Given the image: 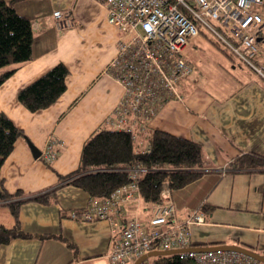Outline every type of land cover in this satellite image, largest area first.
<instances>
[{
    "label": "crops",
    "instance_id": "crops-1",
    "mask_svg": "<svg viewBox=\"0 0 264 264\" xmlns=\"http://www.w3.org/2000/svg\"><path fill=\"white\" fill-rule=\"evenodd\" d=\"M13 7L30 20L33 43L31 59L0 70L15 68L0 84V112L23 133L0 167V190L11 195L20 191V197H26L52 188L59 175L78 168L83 143L97 130L109 128L105 118L121 99L123 87L107 70L116 53L118 31L107 22L101 1L13 0ZM253 9L262 17L257 31L260 50L254 57L262 67V78L216 35L215 42L235 56L220 48L224 56L214 55L215 61L205 66L207 59L199 46L205 42L197 39L203 32L200 27L184 49L192 70L180 87L182 96L165 101L149 127L192 139L208 161L199 178L169 190L165 198L174 204L176 218L204 205L205 222L190 226L191 243L235 244L264 255V171L230 166L245 153L264 156V0ZM55 10L67 17L62 27L56 25ZM215 29L227 37L219 27ZM58 63L68 70L64 92L47 108L26 109L17 99L18 91ZM202 67L215 73L209 76ZM220 75H227L229 81ZM51 139L57 156L49 168L41 155ZM29 143L41 152L39 157ZM55 195L56 202L20 204L19 226L30 236L0 243V264H109L110 223L70 216L73 209L83 210L89 194L64 184ZM124 206L128 217L139 219L150 217L154 207L137 193ZM0 224H14L5 203H0ZM45 234L50 236L42 237ZM59 234L64 241L53 237Z\"/></svg>",
    "mask_w": 264,
    "mask_h": 264
},
{
    "label": "built area",
    "instance_id": "built-area-1",
    "mask_svg": "<svg viewBox=\"0 0 264 264\" xmlns=\"http://www.w3.org/2000/svg\"><path fill=\"white\" fill-rule=\"evenodd\" d=\"M99 1L106 8L107 22L118 31L116 53L107 70L123 87L122 97L105 118V123L116 130L129 132L134 139L146 131L165 101L182 96L180 87L192 70L184 58V49L190 39L199 34L200 27L210 30L243 63L263 76L262 67L253 63L260 50L257 31L262 21L253 5L262 0ZM52 14L57 27L67 21L59 10ZM53 142L49 140L43 152L48 162L57 156ZM133 170L130 183L116 188L106 197L91 198L80 216V219H106L110 223L113 237L109 264H133L149 251L189 248L193 246L191 224L205 222V214L200 209L176 218L174 204L165 199L169 191L167 186L162 189V201L154 205L150 217H128L124 203L135 199L136 179L141 168L135 165ZM70 216L77 218L74 211ZM175 253L191 257L192 264H261L233 250H181ZM154 257L138 264H156L158 258Z\"/></svg>",
    "mask_w": 264,
    "mask_h": 264
},
{
    "label": "trees",
    "instance_id": "trees-1",
    "mask_svg": "<svg viewBox=\"0 0 264 264\" xmlns=\"http://www.w3.org/2000/svg\"><path fill=\"white\" fill-rule=\"evenodd\" d=\"M32 43L33 32L30 20L15 10L13 0H0V70L31 59ZM223 50L234 58L235 55L226 47ZM253 63L258 65L255 59ZM14 69L0 73V84ZM67 74L68 70L64 64L54 65L20 89L17 93L18 101L30 111L49 107L64 92ZM259 75L262 78L261 74ZM21 135L23 133L13 121L0 112V167L12 150L15 140ZM53 144L55 145L54 142ZM146 147L149 148L148 152L145 151ZM41 159L51 168L52 161H46L43 154ZM135 165L141 168L136 179L137 194L146 204L156 205L162 201L161 191L164 186L171 191L194 181L205 172L204 168L208 165V161L200 144L160 129L151 130L148 126L146 131L135 139L129 132L111 127L97 130L83 143L78 168L64 176L59 175V182L52 188L26 197H20L22 194L20 191L11 195L0 190V203L9 206L14 218L12 226L0 224V243H7L17 237L30 236L21 230L18 222L19 206L23 202L29 200L41 203L56 202L55 190L64 184L83 189L91 198H103L116 188L132 181L130 175ZM230 166L234 170L264 171V156L245 153L234 158ZM199 209L204 211V205ZM72 211L76 213L77 218H80L82 213L80 209L76 208ZM48 236L50 235H42V237ZM53 237L65 240L60 234ZM191 261H194L191 257L173 253L158 257L157 261L153 262L192 264Z\"/></svg>",
    "mask_w": 264,
    "mask_h": 264
},
{
    "label": "water",
    "instance_id": "water-1",
    "mask_svg": "<svg viewBox=\"0 0 264 264\" xmlns=\"http://www.w3.org/2000/svg\"><path fill=\"white\" fill-rule=\"evenodd\" d=\"M29 146L32 150V153L35 157H39L41 152L37 150V148L34 147L33 144L29 143ZM181 250H193V251H207V250H233L237 252L244 253L257 261H260L264 263V256L249 249L244 246L235 245V244H215V245H203V246H191L189 248L185 249H171V250H160V251H149L142 256H140L138 259L135 260L133 264H138L140 261L151 257V256H159V255H170L175 252L181 251Z\"/></svg>",
    "mask_w": 264,
    "mask_h": 264
},
{
    "label": "rangeland",
    "instance_id": "rangeland-1",
    "mask_svg": "<svg viewBox=\"0 0 264 264\" xmlns=\"http://www.w3.org/2000/svg\"><path fill=\"white\" fill-rule=\"evenodd\" d=\"M203 30V32L197 37V39H199V40H201V41H204L205 43H204V46L203 45H199L204 51V53H203V56L204 57H206V61H205V66H206V62H214L215 61V59H214V55L216 56V57H219V55H223L222 54V50L221 49H224L225 48V46L224 45H216L214 42H212L211 41V39H213V40H215V41H217L218 39H217V37L215 36V34H213L212 32H207V31H209V30H207V29H205V28H203L202 29ZM209 37L211 38V39H209ZM221 48V49H220ZM215 53H217V54H215ZM218 55V56H217ZM224 56V55H223ZM203 68V67H202ZM216 70V69H215ZM202 72H204V73H208V75L209 76H211L213 73H215V72H212V71H210V68H208V69H205L204 70V68H203V70H202ZM218 74V71L216 72V75ZM238 76H241V75H239V74H237ZM220 79H222V80H225V81H229L228 79H229V77L226 75V76H223V75H220ZM179 94H180V96H181V91H179ZM154 258H158V256H156V257H154Z\"/></svg>",
    "mask_w": 264,
    "mask_h": 264
}]
</instances>
